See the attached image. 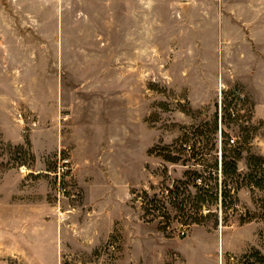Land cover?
<instances>
[{
	"label": "rangeland",
	"instance_id": "374dc122",
	"mask_svg": "<svg viewBox=\"0 0 264 264\" xmlns=\"http://www.w3.org/2000/svg\"><path fill=\"white\" fill-rule=\"evenodd\" d=\"M186 1L0 0V178L32 174L24 230L27 214L36 220L11 264H243L264 254L263 195L243 188L233 204L223 162L240 153L243 176L249 155L264 158V21L225 45L200 15L221 6ZM63 160L71 170L59 183ZM227 177L233 197L237 177ZM204 178L217 202L184 228L182 207L160 190L185 181L192 209ZM143 192L161 201L155 218Z\"/></svg>",
	"mask_w": 264,
	"mask_h": 264
},
{
	"label": "crops",
	"instance_id": "0c3cea01",
	"mask_svg": "<svg viewBox=\"0 0 264 264\" xmlns=\"http://www.w3.org/2000/svg\"><path fill=\"white\" fill-rule=\"evenodd\" d=\"M186 2L181 4L185 5L189 3L198 5L196 0H187ZM207 2L221 6V12L216 15H211L208 12H201L202 14L200 15L202 16L201 20H206V28L208 31L212 27L215 28V26L218 32L221 31V35H219L221 36L222 44L226 45V38H230L233 31L238 33L239 39L246 42L248 36L247 30L250 27L251 30L254 28L252 27L253 22L259 21L261 22V26L263 24L264 13L262 9L257 8V5H264V0H207ZM182 17L184 18V16ZM214 23H216L215 26ZM199 27H202V25ZM218 51L220 50L215 47L208 49V52L211 54H217ZM222 51L224 55L223 60H226V46ZM31 110L36 111L33 108ZM31 175L22 174V172H8L4 173L0 178V264H11L12 262L10 261L14 260L21 262L25 254H27L26 249H24V245L26 244H24L25 242L23 243V240L29 243L27 239H30V236L36 233L32 227L36 221L33 215H26V230L23 227L24 220L22 217L24 209L22 197L23 184L24 181L26 182L27 177H31ZM27 193L32 195L31 191ZM28 200H30V204H25L33 210V205H35L34 201L30 197ZM24 231L26 232L25 235Z\"/></svg>",
	"mask_w": 264,
	"mask_h": 264
},
{
	"label": "trees",
	"instance_id": "16d2710c",
	"mask_svg": "<svg viewBox=\"0 0 264 264\" xmlns=\"http://www.w3.org/2000/svg\"><path fill=\"white\" fill-rule=\"evenodd\" d=\"M246 141H244L245 143ZM192 148L190 149V151ZM181 151H185L183 147H181ZM236 155L235 157H230V160L228 159V156L223 155V162H224V174H226V198L230 197V199H234L233 204L237 202V199L234 197L238 191L245 188L250 190V192H260L263 195V200L261 201V210H262V216L261 220L264 222V158L249 155V158L247 160V172L241 176L242 174H239L238 169V162L241 158L240 153L234 152ZM166 159L170 162H174L176 158H167ZM227 176H233L237 177V181L231 182L233 183L232 192H234L233 197L230 195L231 189L229 190L228 184H227ZM186 182L180 181L176 182V185L173 188L164 187L160 190L159 196L165 201H168L170 204L174 203V206L180 209V212L182 213V221H183V227L184 228H190L192 225H199L200 220H198L197 215L199 214V211L201 212L202 209L208 208L212 206L214 202H217V197L214 194H209V190L205 191V188L208 187L206 179H196L194 182V187L196 189V194L193 196L196 207L187 209L184 204L186 200H190L191 196H186L187 190H186ZM228 185V186H227ZM216 189V188H215ZM205 191V192H204ZM145 195L144 202L142 203V209L145 212L146 215H151L154 217V213L159 211L161 206L160 202L156 200V198H149L148 192H143ZM230 195V196H228ZM157 197V196H155ZM209 199V200H208ZM184 208V210H183ZM165 209V208H164ZM227 209V204H226ZM166 210L164 215H166ZM163 217L168 220L166 222V225L161 226V230L167 231L169 229V221L170 219L166 216ZM249 216V214H247ZM155 218V217H154ZM243 264H264V254L261 253L258 250L252 251L250 254L246 255L244 257V263Z\"/></svg>",
	"mask_w": 264,
	"mask_h": 264
},
{
	"label": "built area",
	"instance_id": "2783aa9c",
	"mask_svg": "<svg viewBox=\"0 0 264 264\" xmlns=\"http://www.w3.org/2000/svg\"><path fill=\"white\" fill-rule=\"evenodd\" d=\"M71 168H70V162L69 160H63L61 161V163L59 164L58 168H57V172L55 174V176L58 177L59 183L61 182V179L64 178L66 175H68V173L70 172ZM184 233H182L183 235Z\"/></svg>",
	"mask_w": 264,
	"mask_h": 264
}]
</instances>
